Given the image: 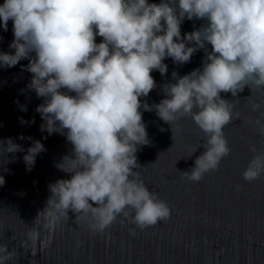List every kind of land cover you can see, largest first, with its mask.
Returning a JSON list of instances; mask_svg holds the SVG:
<instances>
[{
	"label": "clouds",
	"instance_id": "clouds-1",
	"mask_svg": "<svg viewBox=\"0 0 264 264\" xmlns=\"http://www.w3.org/2000/svg\"><path fill=\"white\" fill-rule=\"evenodd\" d=\"M185 19L206 23L181 36ZM9 20L14 53L0 52V67L29 61L22 66L32 74L27 87L44 100L36 108L44 121L41 132H59L73 146L72 155L56 165L71 178L49 185L48 206L67 218L69 211L76 218L90 215L93 232H103L121 216L140 230L170 218L168 204L137 171L136 153L150 144L141 108L154 109L169 125L191 117L205 134V151L182 172L199 182L231 153L223 129L239 117L221 93L236 96L245 86L264 90V0H3L4 31ZM200 49L206 53L202 68L182 77L173 72L175 82L164 86L166 98L142 103L156 87L151 72L167 73L166 57L182 65ZM256 124L264 134V121ZM4 143L6 153L23 151L12 138ZM249 150L253 157L242 172L246 182L264 175V151L254 145ZM42 151L44 145L33 141L23 157L28 170ZM0 253V264L12 255L6 246Z\"/></svg>",
	"mask_w": 264,
	"mask_h": 264
},
{
	"label": "water",
	"instance_id": "water-1",
	"mask_svg": "<svg viewBox=\"0 0 264 264\" xmlns=\"http://www.w3.org/2000/svg\"><path fill=\"white\" fill-rule=\"evenodd\" d=\"M205 23L185 19L181 36ZM12 29L11 20L7 31L0 28V52L14 53L9 47ZM102 39L97 36L96 42ZM206 47L211 51V45ZM205 55L200 49L182 65L166 57L167 73L151 72L156 87L140 98L142 103L151 106L166 98L164 86L175 82L172 73L182 77L202 68ZM28 63L22 59L13 67H0V142L6 147V139L12 138L23 149L6 153L0 146V176L5 181L0 185V246L12 253L5 264H264V175L252 182L242 178L253 157L250 146L264 151V134L256 124L257 119L264 121V90L245 86L236 96L221 93L239 117L223 129L231 153L199 182L188 181L182 172L205 151V134L191 117L169 125L154 109L141 108L150 144L136 153L137 171L150 191L168 204L170 218L140 230L121 216L103 232H93L90 215L76 218L69 211L67 218L48 206L49 185L71 178L56 165L72 155L73 146L59 132H41L44 121L36 108L44 100L27 87L32 74L22 66ZM253 105L259 108L253 110ZM36 140L45 151L28 170L23 157Z\"/></svg>",
	"mask_w": 264,
	"mask_h": 264
}]
</instances>
